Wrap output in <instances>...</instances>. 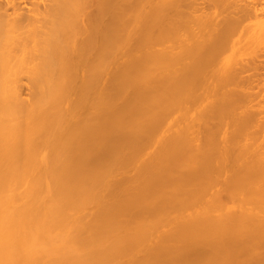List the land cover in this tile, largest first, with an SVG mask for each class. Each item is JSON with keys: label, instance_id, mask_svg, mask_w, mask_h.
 <instances>
[{"label": "bare ground", "instance_id": "1", "mask_svg": "<svg viewBox=\"0 0 264 264\" xmlns=\"http://www.w3.org/2000/svg\"><path fill=\"white\" fill-rule=\"evenodd\" d=\"M177 1L0 0V264H264V54L225 56L264 0L191 6L210 41Z\"/></svg>", "mask_w": 264, "mask_h": 264}, {"label": "rangeland", "instance_id": "2", "mask_svg": "<svg viewBox=\"0 0 264 264\" xmlns=\"http://www.w3.org/2000/svg\"><path fill=\"white\" fill-rule=\"evenodd\" d=\"M159 1H161V0H159ZM166 1H168V3H170L169 2V0H166ZM177 1V0H176ZM178 1H181V0H178ZM177 1V2H178ZM203 0H182L181 2H178V3H176V4H174V6H175V10H171V13L172 14H174V12H176V14H178L177 16V18L179 19H182V17H183V19H185L184 17H186V19H188L187 21H189L190 19H191V21L189 22L190 24H188V22L187 23H185L186 24V26H188L189 25V28H190V31H192L193 30V32L195 31L196 33L198 32V31H196V30H198L200 27L201 28H206L207 29V26L209 25H211V23L209 22V20H208V18L209 19H211V17H212V19L211 20H213V23L212 24H214V26L211 28V29H208V30H210V32H209V36L205 39V41H210V40H212L215 36H217V35H220V33L222 32V31H224V29L226 28V27H228L229 25H231V23H232V19H234V18H236V17H238V16H236V15H234V12H233V14L232 13H230V12H232V11H228V10H225V11H213L212 12V10H207V11H205V10H203V11H201V12H197V11H195V10H193V9H195V6H197V3H200V2H202ZM164 2H165V0H164ZM171 2H173V1H171ZM187 5V8L185 7ZM183 6V7H182ZM191 6H193L194 8L192 9L191 8ZM170 9H171V6L169 7ZM179 8V9H178ZM184 8V9H183ZM191 8V9H190ZM182 9V10H181ZM179 11V12H178ZM186 11V12H185ZM188 11V12H187ZM168 11H165L164 13H167ZM169 13H170V11L168 12V14H165L164 16L166 17V15L168 16L169 15ZM230 14H232V15H230ZM236 14V13H235ZM171 15V14H170ZM169 15V18L168 17H166V18H164V20L166 19L167 21L170 19V21L172 22L173 21V25H174V20H176L177 18H176V16L173 18V16H170ZM234 16H236V17H234ZM173 19H172V18ZM179 19V20H180ZM180 20V22L181 21H183V23L182 24H184V20ZM194 21H193V20ZM165 20V23L167 22ZM179 20H177L176 21V23L179 21ZM210 20V21H211ZM231 20V21H230ZM170 21H168V22H170ZM204 21H208V23H206V24H208V25H203L202 24V26H200L199 27V25H201V24H199V23H202V22H204ZM167 22V23H168ZM170 22V23H171ZM179 22V23H180ZM225 22V23H224ZM169 23V25H172V24H170ZM175 23V24H176ZM210 23V24H209ZM164 25H166V24H164ZM172 25V26H173ZM168 25H166V27H167ZM179 26H180V24H179ZM206 26V27H205ZM208 26V27H209ZM233 26H235V25H233ZM171 28V26H168V28ZM185 28V27H184ZM187 28V27H186ZM210 28V27H209ZM228 29V28H227ZM227 29H226V31H227ZM181 30V29H180ZM201 30V29H200ZM203 30V29H202ZM180 33V32H179ZM182 33V32H181ZM184 33V32H183ZM229 34V42L227 43V45L225 46V56H229L228 58H231V61H239V64L242 62V63H245L246 65H248L249 67H253V65H254V63L256 62V61H259V60H261L262 59V54H264V37H256L254 34H253V32L250 30V28L249 29H242V28H236V29H233V30H230L229 32H228ZM198 34V36H199V33H197ZM197 34H195V36H197ZM180 35V34H179ZM180 36H182V35H180ZM184 36V35H183ZM197 36V37H198ZM205 38V37H204ZM181 39V38H180ZM182 39H185V36L182 38ZM171 41V40H170ZM173 42V41H172ZM171 42V43H172ZM184 42V44L183 45H185L186 43H187V41H183ZM169 45L168 44V42L166 43H164L161 47H164L165 45ZM173 44H174V42H173ZM173 44H170V46H169V48H171V45L172 46H174ZM188 44V43H187ZM166 45V46H167ZM177 45H180V44H177ZM177 45H175V46H177ZM175 46H174V48H175ZM167 48V47H166ZM179 48V47H178ZM155 49H160V46H157ZM165 49V48H164ZM172 49H173V47H172ZM172 49H170V51L172 50ZM177 49V48H176ZM161 50V49H160ZM162 50H163V48H162ZM167 50H168V48H167ZM173 51V54H174V51H175V49L174 50H172ZM178 51H179V53H180V51H181V49L179 50L178 49ZM178 51H176V53H178ZM231 56V57H230ZM253 71V70H252ZM248 74H250V70L245 74V75H248ZM177 116L178 115H172V117H173V120L174 119H176L177 118ZM171 120V119H170ZM168 120V124L167 123H164V126H163V130H162V136H160V137H163V135H166V134H169V132H171V130H172V122H173V120ZM171 124V125H170ZM168 125H170V126H168ZM256 125H257V127H255V131H257L258 132V135L259 136H264V120H259L258 119V122L256 123ZM168 126V127H167ZM171 128V129H167V128ZM164 129H166V130H164ZM167 132V133H166ZM201 133H199V135H200ZM203 134V133H202ZM201 134V135H202ZM198 135V136H199ZM166 137V136H165ZM196 138H197V136H196ZM199 139H201V138H199ZM198 141V140H197ZM196 141V142H197ZM142 159H144L143 157L141 158V160ZM140 160V162H142ZM139 161H138V163H140ZM133 169V168H132ZM132 169H131V171H130V169L127 171L126 170V172H120V173H117L116 174V176H111L110 178H111V181H117L118 180V177H117V175L119 176V177H124V176H129L130 177V173L129 172H131V173H133L132 172ZM127 172H128V175H126L127 174ZM134 174V173H133ZM132 176V175H131ZM114 179H113V178ZM121 177V178H122ZM109 178V179H110ZM113 179V180H112ZM24 189V188H23ZM101 193V192H100ZM220 193H225V192H220ZM223 195H225V194H223ZM222 195V196H223ZM218 196H219V198L221 197V194L219 195L218 194ZM224 197V196H223ZM225 198H226V195H225ZM221 199V198H220ZM223 200H224V198H222ZM222 200V201H223ZM226 202V206L228 207H230V202L228 203V201H227V199L225 200ZM223 203V202H222ZM229 204V205H228ZM81 205V204H80ZM84 205V206H83ZM223 205H224V203H223ZM82 206H83V208H82V211H81V214L82 215H84V219H80L79 217L80 216H82L81 214L79 215L78 213H76V214H73V210H71L72 212H70L69 211V209H64V212H66L65 214V220H64V222H62V224H63V226L64 227H67V228H69V229H67V233L68 234H70L71 232H73L72 230H73V228H75L74 227V225L78 222V219L79 220H81L80 222H81V224H86L87 222L89 223V219H90V217H89V215H90V213L92 212V210H90V208L88 207V206H91L90 204H83L82 203ZM87 206V207H86ZM85 211V212H84ZM86 211H88V212H86ZM80 212V211H79ZM85 213V214H84ZM87 213V214H86ZM73 214V215H72ZM70 215V216H69ZM71 218V220H70V218ZM83 217V216H82ZM81 217V218H82ZM89 217V218H88ZM67 218V219H66ZM67 220V221H66ZM88 220V221H87ZM68 221H71V222H69L68 223ZM87 223V224H88ZM72 224H73V226H72ZM71 227H70V226ZM79 225V224H78ZM77 226V225H76ZM55 229H53L52 230V232H50L49 234H51V235H49L50 236V238H58V237H60L61 235H66L65 234V229L63 230V232H61L60 231V227H57V226H55L54 227ZM49 238V237H48ZM41 240H44V238L42 237V235L39 237V241L41 242ZM51 248H53V250H51ZM53 252H58L57 251V249H56V247H55V245H53V246H50L49 248H47L45 251H44V256L42 255L41 257H38L39 258V260H40V262H42V264H45V262H46V260L47 259H49V258H47V256L49 255L50 256V258H52V254H53ZM80 252V254H86V252H81V251H79ZM59 253H61V252H59ZM56 254V253H55ZM58 255V254H57ZM41 258V259H40ZM49 261V260H48Z\"/></svg>", "mask_w": 264, "mask_h": 264}]
</instances>
